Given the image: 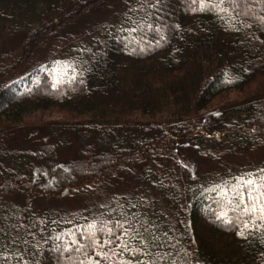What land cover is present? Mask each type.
<instances>
[{
  "label": "trees",
  "instance_id": "1",
  "mask_svg": "<svg viewBox=\"0 0 264 264\" xmlns=\"http://www.w3.org/2000/svg\"><path fill=\"white\" fill-rule=\"evenodd\" d=\"M135 3L0 0V264H58V235L121 210L167 232L153 254L177 264H264V226L237 235L211 190L264 168L246 161L264 149V30L162 0L146 19L162 31L130 32Z\"/></svg>",
  "mask_w": 264,
  "mask_h": 264
},
{
  "label": "snow or ice",
  "instance_id": "2",
  "mask_svg": "<svg viewBox=\"0 0 264 264\" xmlns=\"http://www.w3.org/2000/svg\"><path fill=\"white\" fill-rule=\"evenodd\" d=\"M161 4L162 0H136L134 5H129L130 12L144 13V18L139 23L131 15L126 14L125 23L136 25L129 31L137 32L144 27L157 32L162 31L155 23L146 22L148 15H155V13H149L148 10H160ZM190 4L192 5L190 11L194 13L197 11L213 13L224 20L231 11L230 19L237 21L241 28L252 26L247 20L239 19L248 17L257 23L258 30H264V15L254 11L259 7L261 13H264V0H190ZM197 4L198 7L195 6ZM225 22L228 23V21ZM228 27L240 30L236 23H228ZM163 38L161 36V39ZM85 51L90 50L85 49ZM76 63H79V60ZM68 66L72 67L71 64ZM72 70L71 79L75 81L78 74L74 67ZM221 184L224 186L221 187L218 184L211 189L219 193L224 200L217 219L238 226L237 235L241 237H244L246 232L260 231L264 226V168L256 169L254 172H244L234 177L232 183L222 181ZM129 206L136 207L130 202ZM101 207L110 211L107 205H101ZM119 207L121 206L118 205ZM225 208H230L234 214L238 213V215L229 219ZM154 228L156 225L149 223L148 220L139 219L137 214L123 210L120 211L118 217H94L91 222L86 223L84 231L79 232V235L69 229L67 234L70 237L69 240H64L63 234L56 237L57 241H60L55 245V251L59 253L58 264H169V261L171 264H177V261L172 259V252L153 254V249L175 248L174 244H166V241L171 239L167 232L162 233L165 242L161 241L160 236L151 235ZM0 231L3 230L0 229ZM21 243L28 245L29 242L23 240ZM34 247L38 248V245ZM32 255L35 253L33 252ZM27 264H36V262L29 261Z\"/></svg>",
  "mask_w": 264,
  "mask_h": 264
},
{
  "label": "rangeland",
  "instance_id": "3",
  "mask_svg": "<svg viewBox=\"0 0 264 264\" xmlns=\"http://www.w3.org/2000/svg\"><path fill=\"white\" fill-rule=\"evenodd\" d=\"M238 96H240V94L237 93L236 91L235 92H231L228 95V97H234V98L235 97H238ZM219 104H220V101H218V102L215 103V105H219ZM213 106H214V104H213ZM51 115L52 116H55V114H51ZM49 116H50L49 115V112L46 113V117H49ZM249 155H251V157L250 158L246 157V161L249 162V161L254 160V163H251L250 164L248 162H243V164L244 163H248L249 165L255 166V160L258 161L259 158H261L262 156H264V149L259 150V151L254 152V153H251ZM239 165H241V164H239ZM195 168H196V172H199L198 165H196ZM155 198H157L156 203H157V206H158V211L157 212H158L159 216L162 218L163 215H164L166 218L172 219V215L173 214H172V211H171L170 207L168 206V202L165 199L162 200L161 199V196L155 195ZM81 200L82 199L81 198L79 199L78 197L75 198V199L69 200V201L68 200H63V201L60 200L58 202H53V206H60V207H64L65 210H70V209L76 208L78 206V204L80 203Z\"/></svg>",
  "mask_w": 264,
  "mask_h": 264
}]
</instances>
